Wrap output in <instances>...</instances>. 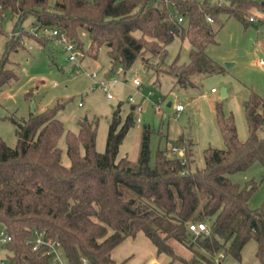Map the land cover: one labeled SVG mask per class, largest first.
Wrapping results in <instances>:
<instances>
[{
	"label": "trees",
	"instance_id": "obj_1",
	"mask_svg": "<svg viewBox=\"0 0 264 264\" xmlns=\"http://www.w3.org/2000/svg\"><path fill=\"white\" fill-rule=\"evenodd\" d=\"M254 11L264 19V0H54L52 4L0 0V17L5 12L16 17L0 55V87L16 78L8 51L23 45L24 39L40 40L17 28L28 14L33 23L64 31L83 56L95 57L105 46L110 59L107 73L117 65L127 69L138 58L149 68L154 58L163 61L174 37L186 39L191 45L189 60L180 64L174 60L168 70L175 73L176 84L195 87L203 77L222 69L205 52L215 41L217 29L212 24L221 14L245 23ZM173 13L183 20L179 22ZM82 28L89 38L86 48L80 38ZM60 105L27 118L10 117L16 135L13 146L0 137V227L12 236L6 251L10 264H50L47 254L25 243L33 230L58 239L68 264H81V256L90 264H123L110 256L111 250L138 232L158 254L181 264H218L226 255L240 259L242 247L254 239L255 256L264 264V203L252 208L249 197L254 185H240L228 177L255 161L264 164V134H260L264 98L258 93L242 101L244 139L238 137L232 114L215 103L224 146L206 147L201 167L191 166L193 143L182 137L178 144L184 148L183 156L170 153L166 146L156 150L151 162L146 125L136 162L118 157L119 145L134 122L132 107L121 123L118 115L112 116L105 148L99 152L96 123L82 119L78 131L66 130L56 116ZM62 135L68 165L62 162L58 145ZM198 222L206 224L207 232L189 229L190 223ZM171 241L185 246L190 255L179 256Z\"/></svg>",
	"mask_w": 264,
	"mask_h": 264
},
{
	"label": "rangeland",
	"instance_id": "obj_2",
	"mask_svg": "<svg viewBox=\"0 0 264 264\" xmlns=\"http://www.w3.org/2000/svg\"><path fill=\"white\" fill-rule=\"evenodd\" d=\"M53 1L48 0V4ZM249 15H256L261 19L243 23L234 16L221 14L219 21L212 24L217 29L215 41L206 46L205 52L222 69L203 77L195 87L176 84L175 73L168 70L174 60L178 64L189 60L191 45L186 39L174 37L166 46L163 61L154 58L150 61L149 68L138 58L129 68L117 65L109 73L110 59L105 46L98 49L95 57L85 54L79 60V65H76L67 60V52L56 39L43 37L37 42L31 38L24 39L23 45L8 51L9 65L16 73V78L0 87V137L13 146L16 135L10 117L27 118L46 107L61 104L56 110V116L63 122L66 130L78 131L79 120L84 117L96 123L95 148L102 152L112 116L118 115L121 123L132 107L128 97H133L143 107L139 114L141 120L136 121L137 113L133 110L134 122L119 145L118 157L124 156L131 163L136 162L142 128L146 125L150 131V161L153 162L158 148L164 149L169 143H178L166 138L168 130L171 135L180 128L194 140L195 161L191 166L195 164L201 167L206 147L224 146L216 123L215 103L220 102L223 111L232 114L238 137L244 139L247 136V125L242 101L252 92L264 98V65L258 62L259 58L264 57V19L255 11ZM15 20L16 17L9 12L0 17V27L3 30L0 31V55L5 50V42L12 32ZM32 22L34 17L28 14L17 28L28 31ZM80 38L86 48L89 38L83 28L80 30ZM90 72H96V75L91 76ZM100 78L106 79L111 98L100 87ZM113 78L117 80L112 82ZM133 79H139V88L134 85ZM212 86L217 89L216 92L210 90ZM222 87L227 90L224 97L220 96ZM168 102L171 103L170 106L167 105ZM177 102L184 106L178 114L174 110ZM148 106L151 107L150 111L146 109ZM260 134H264V127ZM58 145L61 148L62 162L68 165L64 135L60 137ZM169 152L176 154L170 150ZM228 177L240 185L248 182L254 185L249 197L252 208L264 203L263 163L255 161L244 170L228 174ZM171 244L179 256L190 255L185 246L174 241ZM255 251L256 242L249 239L241 250L240 259L226 255L221 264H261ZM110 256L123 264H152V260L157 257L163 264H181L178 259L171 260L165 254H158L142 232L123 239L111 250Z\"/></svg>",
	"mask_w": 264,
	"mask_h": 264
},
{
	"label": "built area",
	"instance_id": "obj_3",
	"mask_svg": "<svg viewBox=\"0 0 264 264\" xmlns=\"http://www.w3.org/2000/svg\"><path fill=\"white\" fill-rule=\"evenodd\" d=\"M198 2H202L203 0H196ZM227 0H217L216 2H223ZM166 2L170 3V0H166ZM173 16L177 17V20L181 22L183 20V16L173 13ZM206 20L208 22H212V18L207 15ZM249 22H256L259 20V17L256 15L248 16ZM29 32L37 38L50 37L56 39L62 46V49L67 52V60L75 62L76 65H79V60L83 56L81 54V50L78 47L77 43L68 37V35L55 26L43 25L38 23H33L29 28ZM17 32H14L16 34ZM13 34V32H12ZM30 47V46H28ZM80 57V58H79ZM258 62L264 65V57L259 58ZM89 75L95 76L96 73L91 72ZM106 79H99L100 87L106 92L108 98H111V93L108 91V87L105 83ZM112 81H116V79H112ZM134 85L139 88L141 86V82L139 79H133ZM212 91L215 88H211ZM132 109L137 113L136 121H140L141 118L139 114L142 112V105L137 102L133 97H128ZM80 105V102H79ZM175 111L179 112L184 109L182 103H177L175 105ZM168 148L171 152L178 154L179 156H183L184 148L182 146L176 144H169ZM189 229L194 233H198L200 231L207 232V226L205 223H190ZM12 240L11 234L4 228L0 227V264H10L8 258L6 257L7 246L10 244ZM25 243L31 247L34 251L42 250L44 254H47L49 257L50 264H68V261L63 253L61 243L58 239H54L48 237L44 231L33 230L31 235L28 236L25 240ZM81 264H90L86 257L81 256Z\"/></svg>",
	"mask_w": 264,
	"mask_h": 264
},
{
	"label": "crops",
	"instance_id": "obj_4",
	"mask_svg": "<svg viewBox=\"0 0 264 264\" xmlns=\"http://www.w3.org/2000/svg\"><path fill=\"white\" fill-rule=\"evenodd\" d=\"M32 24H33V22H32ZM28 46H30L29 48H31V45H28ZM106 72V71H105ZM91 73V72H90ZM94 73H96V72H94ZM106 74V73H105ZM100 79H104V78H100ZM114 79H116V78H114ZM117 80V79H116ZM113 82V81H112ZM115 82V81H114ZM211 88H215L214 86H212V87H210V90H211ZM212 91V90H211ZM217 91V89L215 88V90L214 91H212V92H216ZM226 95H227V90H226ZM170 105H171V103L170 102H168ZM177 103H180V102H177ZM176 103V104H177ZM175 104V105H176ZM78 105H79V103H78ZM169 105V106H170ZM175 107V106H174ZM147 111H150L151 110V107L150 106H148L147 108ZM174 110H175V108H174ZM182 111V110H181ZM181 111H179V112H181ZM177 114L179 113V112H177V111H175ZM180 137H182L183 139H187V140H190V142H192L193 144H194V140H193V138L191 137V135H189V134H185L184 133V131L182 130V129H176V130H174L173 131V133H171V135H169V130H168V132H167V135H166V138L168 139V140H175V141H177L178 142V139L180 138ZM169 144H176V145H179L178 143H169ZM168 144V145H169ZM193 144L191 145V147H192V149H193ZM168 145H167V147H168ZM179 146H181V144L179 145ZM243 248V247H242ZM223 260V259H222ZM222 260H220V262H219V264H221V262H222ZM152 264H163L162 262H161V260L157 257V258H154L153 260H152Z\"/></svg>",
	"mask_w": 264,
	"mask_h": 264
},
{
	"label": "water",
	"instance_id": "obj_5",
	"mask_svg": "<svg viewBox=\"0 0 264 264\" xmlns=\"http://www.w3.org/2000/svg\"><path fill=\"white\" fill-rule=\"evenodd\" d=\"M226 65H229V62H226ZM220 96L221 97H224L226 96V88L225 87H222L221 90H220ZM167 105H170L169 103ZM33 110V109H32ZM84 119H87V117H84Z\"/></svg>",
	"mask_w": 264,
	"mask_h": 264
}]
</instances>
